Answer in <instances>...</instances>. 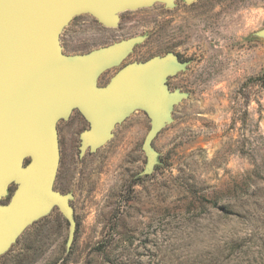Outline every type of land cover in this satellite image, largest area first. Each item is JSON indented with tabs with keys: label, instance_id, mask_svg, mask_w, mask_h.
Masks as SVG:
<instances>
[{
	"label": "rangeland",
	"instance_id": "rangeland-1",
	"mask_svg": "<svg viewBox=\"0 0 264 264\" xmlns=\"http://www.w3.org/2000/svg\"><path fill=\"white\" fill-rule=\"evenodd\" d=\"M175 3L123 12L118 28L80 15L64 29L66 55L146 36L124 64L177 56L187 68L169 87L187 96L153 141L150 175L144 110L83 155L88 122L76 111L61 121L54 188L73 196L75 238L68 244L69 223L53 208L0 264H264V0Z\"/></svg>",
	"mask_w": 264,
	"mask_h": 264
},
{
	"label": "water",
	"instance_id": "water-1",
	"mask_svg": "<svg viewBox=\"0 0 264 264\" xmlns=\"http://www.w3.org/2000/svg\"><path fill=\"white\" fill-rule=\"evenodd\" d=\"M197 0H185L192 4ZM175 0H0V255L34 222L58 208L69 223L68 244L76 233L72 194L55 190L61 150L58 124L79 111L90 127L80 135L81 155L97 152L133 111L144 110L151 127L143 142L144 175L159 164L153 141L173 122L187 95L172 91L169 77L186 70L175 55L154 56L122 67L137 36L86 54L63 53L60 36L80 15L118 28L123 12ZM264 37V30L259 32ZM121 67L106 86L105 72ZM15 190L10 195V188ZM10 195L7 204L1 200Z\"/></svg>",
	"mask_w": 264,
	"mask_h": 264
},
{
	"label": "flooded vegetation",
	"instance_id": "flooded-vegetation-1",
	"mask_svg": "<svg viewBox=\"0 0 264 264\" xmlns=\"http://www.w3.org/2000/svg\"><path fill=\"white\" fill-rule=\"evenodd\" d=\"M122 21V20H121ZM121 21H120V23H121ZM138 46H136L135 47V49L137 48ZM134 49V50H135ZM168 53H166V54H164V55H162V56H165V55H167ZM154 57V56H153ZM176 58H177V56H175ZM180 59V58H179ZM178 60V59H177ZM126 62V61H125ZM135 62V61H134ZM139 62V61H138ZM130 63H132V62H130ZM129 64V63H128ZM128 64H124L123 63V66L122 67H124V66H126V65H128ZM121 68H119V69H115V70H110V71H107V72H105L104 74H102L101 75V77L99 78V81H100V79L101 78H103L104 76H107V83H106V85L111 81V79L113 78V76H115L116 74H117V72L120 70ZM172 79V76H171V78L169 77V80H168V85H170V80ZM99 84V86H101V84H100V82L98 83ZM105 85V86H106ZM101 87H103V86H101ZM76 112H78V113H80L79 111H76ZM81 114V113H80ZM82 115V114H81ZM84 118V117H83ZM84 120H86L85 118H84ZM87 121V120H86ZM90 127V125H89V123H88V127H87V129ZM83 131H85V129L83 130ZM60 133H61V131H60ZM82 133V132H81Z\"/></svg>",
	"mask_w": 264,
	"mask_h": 264
}]
</instances>
